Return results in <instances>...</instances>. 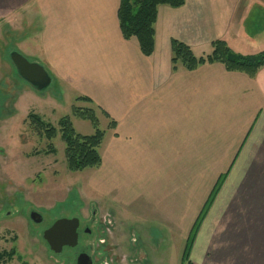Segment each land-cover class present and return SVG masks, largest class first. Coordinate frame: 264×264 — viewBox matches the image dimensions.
Returning <instances> with one entry per match:
<instances>
[{"label": "crops", "instance_id": "1", "mask_svg": "<svg viewBox=\"0 0 264 264\" xmlns=\"http://www.w3.org/2000/svg\"><path fill=\"white\" fill-rule=\"evenodd\" d=\"M118 7L119 0H0V17L12 9L31 13L28 24L37 22L29 32L43 47L51 80L56 74L64 92L90 99L76 102L96 116L99 107L114 121L106 123L101 164L92 170L95 195L186 243L224 175L190 258L193 264H264V66L249 77L218 62L193 70L171 64L173 39L197 57L219 39L236 53L263 50L264 0L161 5L149 57L122 37ZM131 185L138 186L132 199Z\"/></svg>", "mask_w": 264, "mask_h": 264}, {"label": "rangeland", "instance_id": "2", "mask_svg": "<svg viewBox=\"0 0 264 264\" xmlns=\"http://www.w3.org/2000/svg\"><path fill=\"white\" fill-rule=\"evenodd\" d=\"M13 11L0 17V253L4 258L0 264H61L65 257L51 252L42 237V229L51 221L79 211L85 220L96 211L98 221L107 228L102 237L112 244L111 253H119V264H138L139 256L128 250L131 241L136 250L141 247L146 252L148 259L143 264H181V252L185 246L182 235H164L159 229H150L143 217L122 210L121 204L104 199L99 193L95 195L90 186L93 168L68 170L58 120L68 116L77 133L90 135L94 132L91 122L73 114L74 106L88 108L90 105L76 102L68 91L64 92L56 74H51L50 85L41 91L17 75L8 57L12 50L46 67L42 61L43 47L36 35L30 34V30L36 28L37 20L28 24L31 13L27 14L31 16L27 19L23 11ZM24 20L26 25L21 23ZM30 112L56 127L53 139L48 140L33 129L28 117ZM100 113L97 112L98 127L106 132L109 120L106 121V116L104 118ZM49 144L55 148V153L46 152ZM103 147L100 145L99 151L102 152ZM128 188L132 199L138 186ZM140 201L137 206L142 199ZM133 205L131 201L129 208ZM31 209L44 215L41 224L30 219ZM107 215H110L112 224H106ZM95 240L96 234L83 236L85 243L92 244ZM10 252L11 257H8L6 254ZM103 253L100 263L103 260L109 263L108 258H114L106 249Z\"/></svg>", "mask_w": 264, "mask_h": 264}, {"label": "trees", "instance_id": "3", "mask_svg": "<svg viewBox=\"0 0 264 264\" xmlns=\"http://www.w3.org/2000/svg\"><path fill=\"white\" fill-rule=\"evenodd\" d=\"M183 4L184 0H119L117 18L122 37L125 40H135L140 52L144 56L149 57L154 51V24L157 18L158 7L161 5L179 7ZM211 45L212 51L209 54L197 57L189 46L173 39L171 41L172 67L176 68L178 65H181L186 70H193L205 63L218 62L227 71L242 72L249 77H253L258 69L264 66V50L253 55H242L234 52L221 39L213 41ZM76 100L90 102V99L83 96L77 97ZM98 109L104 116L109 118V115L104 110L99 107ZM73 114L81 119L89 120L94 127V132L90 135L77 133L68 116H63L58 120L60 137L65 144L64 154L67 168L70 171H80L85 168L98 167L101 164L99 146L102 143L105 131L98 127V118L95 109L93 107L80 108L74 106ZM28 117L33 129L39 134L44 135L48 140L56 136V127L42 120L38 114L30 112ZM108 125L109 127H113L114 121L110 119ZM46 152L55 153V148L52 144L48 145ZM224 178V175L218 178L212 192L195 220L182 252L181 264H193L189 260L191 245ZM11 254L12 252L6 255L11 257ZM3 260V253H0V262Z\"/></svg>", "mask_w": 264, "mask_h": 264}, {"label": "flooded vegetation", "instance_id": "4", "mask_svg": "<svg viewBox=\"0 0 264 264\" xmlns=\"http://www.w3.org/2000/svg\"><path fill=\"white\" fill-rule=\"evenodd\" d=\"M32 212H37L41 215V221L40 222H35L37 224H41L44 221V215L35 209H31L29 211V217L31 218ZM93 216L89 220H85L84 217L81 215L80 211L77 212L76 214H73L72 216L69 217H60V218H76L78 220V226L76 229V234H77V239L76 243L73 246L65 245L62 247L61 251L58 253H55L53 250L51 252L55 254H60L62 257L64 256L65 259L62 260L61 264H84L81 262V260H87L88 264H119L120 258L118 257L119 253H111V246L112 244H108L107 241L102 237V234L107 232V228H105V225L102 224L100 221H98V218L96 217V211H93ZM108 221L106 224H112L111 223V218L110 215H107ZM59 219V218H58ZM57 220V219H56ZM33 221V220H32ZM54 221H51L48 225H46L42 229V237H43V232L52 225ZM94 224V226L91 228L90 225ZM114 228V227H113ZM109 230V229H108ZM112 231V229H110ZM96 234V240L94 243L90 244V242L85 243L83 241V236L84 235H95ZM99 237V238H98ZM92 242V240H91ZM133 244H135L133 241H131V245L128 248L129 252L132 254L135 253V256H139V260L136 261L138 264H143V261H145L146 258V252L144 251L143 248H138L136 250L135 247H133ZM104 249H106L107 254H113L114 260L112 258L109 259V263L106 260H103V263H100L101 260V255L104 254ZM66 254V255H65ZM111 257V256H110ZM88 258V259H87ZM106 258V259H107ZM127 257V261H128Z\"/></svg>", "mask_w": 264, "mask_h": 264}, {"label": "water", "instance_id": "5", "mask_svg": "<svg viewBox=\"0 0 264 264\" xmlns=\"http://www.w3.org/2000/svg\"><path fill=\"white\" fill-rule=\"evenodd\" d=\"M8 57L17 75L31 87L41 91L50 85L51 77L43 65L29 61L17 50H12ZM31 218L34 222L41 221V215L37 212H32ZM77 226L76 218H59L43 232V239L51 250L58 253L63 246H73L76 243ZM81 262L88 264L87 260H81Z\"/></svg>", "mask_w": 264, "mask_h": 264}]
</instances>
